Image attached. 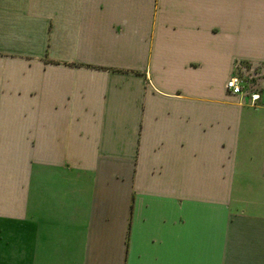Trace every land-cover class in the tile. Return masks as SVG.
<instances>
[{
    "label": "crops",
    "instance_id": "1",
    "mask_svg": "<svg viewBox=\"0 0 264 264\" xmlns=\"http://www.w3.org/2000/svg\"><path fill=\"white\" fill-rule=\"evenodd\" d=\"M264 0H0V264H264Z\"/></svg>",
    "mask_w": 264,
    "mask_h": 264
},
{
    "label": "built area",
    "instance_id": "2",
    "mask_svg": "<svg viewBox=\"0 0 264 264\" xmlns=\"http://www.w3.org/2000/svg\"><path fill=\"white\" fill-rule=\"evenodd\" d=\"M225 87L230 93L246 98L252 106H255L258 102L264 105V95L256 90L249 89V87L245 88L244 80L238 72L227 79Z\"/></svg>",
    "mask_w": 264,
    "mask_h": 264
},
{
    "label": "rangeland",
    "instance_id": "3",
    "mask_svg": "<svg viewBox=\"0 0 264 264\" xmlns=\"http://www.w3.org/2000/svg\"><path fill=\"white\" fill-rule=\"evenodd\" d=\"M242 78H243V76H241ZM243 80H244V78H243ZM244 84H245V88H247L249 85H248V83H246V81H244Z\"/></svg>",
    "mask_w": 264,
    "mask_h": 264
}]
</instances>
